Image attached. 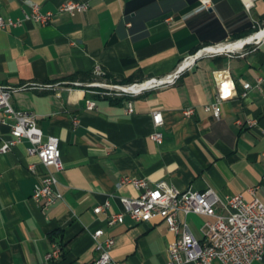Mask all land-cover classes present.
<instances>
[{"label":"crops","instance_id":"0c3cea01","mask_svg":"<svg viewBox=\"0 0 264 264\" xmlns=\"http://www.w3.org/2000/svg\"><path fill=\"white\" fill-rule=\"evenodd\" d=\"M67 1L88 2L89 8L73 15L60 11ZM33 4L52 13L47 23L25 18ZM197 7V0H0V15L22 21L0 29V84L15 89L13 107L35 114L45 137L59 138L64 165L56 174L63 196L45 210L32 192L47 170L28 154L29 143L0 152V264H95L97 229L104 230L101 241L114 239L110 253L118 264H167L176 235L165 221L136 222L125 215L123 223L107 222L124 211L120 197L139 194L121 184L124 177L180 191L212 189L222 201L235 194L250 201L249 189L258 186L255 196L264 201V41L235 55L200 58L173 85L135 97L132 113L125 98L87 87L100 79L130 84L166 77L203 47L264 29V0H214L200 12ZM97 67L105 76L96 77ZM220 71L234 82L231 90L218 89ZM245 82L252 89L243 96ZM221 93L215 119L205 106ZM89 99L96 109H86ZM188 108L193 114L186 115ZM155 111L163 115L160 144L150 138ZM2 119L0 112V147L11 140ZM248 120L256 123L247 126ZM106 201L110 206L96 214L94 208ZM179 218L202 238L207 216ZM54 243L63 246V256L49 261ZM253 264H264V258Z\"/></svg>","mask_w":264,"mask_h":264},{"label":"built area","instance_id":"2783aa9c","mask_svg":"<svg viewBox=\"0 0 264 264\" xmlns=\"http://www.w3.org/2000/svg\"><path fill=\"white\" fill-rule=\"evenodd\" d=\"M196 12L209 10L213 7L214 0H197ZM89 8L88 2L67 1L60 7V11L75 14L85 12ZM52 17V13H41L39 7L33 4V11L26 15V19L45 24ZM168 21L170 20L167 19ZM22 23L21 20L13 21L5 19L0 15V29ZM264 41V29L259 30L251 36L233 43L219 44L210 47H203L196 53L185 57L179 67L166 77L151 78L130 84H116L107 80H94L87 84L90 92L106 97H123L126 99L127 112L134 111L133 99L138 95L155 90L164 86L173 85L177 79L188 69L192 68L196 62L205 56L216 54L235 55L248 44L259 45ZM239 46H235L241 43ZM231 46L232 48H229ZM97 77L105 76V73L97 67L94 70ZM218 89L229 91L234 87L225 72H217ZM76 85L81 83L75 82ZM35 88L47 89L49 85H32ZM243 96L252 89V84L245 82ZM14 88L0 84V112L3 114L2 121L11 127V140L4 142L0 147V152L6 153L9 149L25 140L29 143L27 148L30 156L38 158L40 164L46 168V173L35 183L32 199L41 203L43 209L49 208L62 198V193L58 189L57 173L64 169L59 147V138L53 135H44L38 125L35 114L28 111L16 110L11 103V95ZM223 93L217 95L215 102L205 106V110L211 112L215 119H220V103ZM97 108L94 100L86 101V109ZM194 109L185 110L186 115L193 114ZM154 131L150 138L162 143L163 115L161 111H155L152 115ZM78 118L74 119L75 125ZM240 125L243 122L237 121ZM255 120H248L246 125L253 126ZM31 172H35L36 163L29 165ZM264 182V175H263ZM121 184H131L138 191L136 197H120L124 211L110 214L108 224L123 223L125 215H129L136 222H149L160 218L165 221L169 229L176 235L175 240L169 245V260L167 264H253L264 258V201L255 196L258 186L249 189L253 199L248 201L242 194H235L222 201L212 189L204 192L193 191L191 189L180 191L165 182L151 186L143 178L124 177ZM110 206L109 201L94 208V212L99 214ZM218 208L221 212H218ZM200 214L205 215L209 220L205 221L201 232L202 238H196L190 231L188 224L180 220L179 214ZM104 235L103 229L92 232V237L96 243L99 255L95 264H118L112 257L110 250L114 244L113 238H106L101 241ZM61 244L54 243L52 250L47 254V260L59 259L62 256Z\"/></svg>","mask_w":264,"mask_h":264},{"label":"bare ground","instance_id":"6f19581e","mask_svg":"<svg viewBox=\"0 0 264 264\" xmlns=\"http://www.w3.org/2000/svg\"><path fill=\"white\" fill-rule=\"evenodd\" d=\"M239 44H242V42L241 43H239ZM239 44H237V45H235V46H239ZM229 48H232L231 46H228Z\"/></svg>","mask_w":264,"mask_h":264},{"label":"trees","instance_id":"16d2710c","mask_svg":"<svg viewBox=\"0 0 264 264\" xmlns=\"http://www.w3.org/2000/svg\"><path fill=\"white\" fill-rule=\"evenodd\" d=\"M97 77V76H96ZM62 246V245H61ZM62 248H63V246H62ZM62 256H63V254H62Z\"/></svg>","mask_w":264,"mask_h":264}]
</instances>
